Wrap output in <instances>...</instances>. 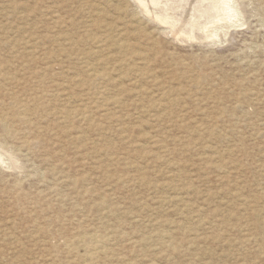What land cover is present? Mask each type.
<instances>
[{
	"label": "rangeland",
	"instance_id": "rangeland-1",
	"mask_svg": "<svg viewBox=\"0 0 264 264\" xmlns=\"http://www.w3.org/2000/svg\"><path fill=\"white\" fill-rule=\"evenodd\" d=\"M138 1L0 0V69L51 95L37 147L0 155V264H264V0H231L200 42ZM84 228L106 236L89 261Z\"/></svg>",
	"mask_w": 264,
	"mask_h": 264
},
{
	"label": "bare ground",
	"instance_id": "bare-ground-1",
	"mask_svg": "<svg viewBox=\"0 0 264 264\" xmlns=\"http://www.w3.org/2000/svg\"><path fill=\"white\" fill-rule=\"evenodd\" d=\"M138 1V0H137ZM138 6L139 7H142V12L143 14H145V16H149L151 18H153L154 20L158 21L157 23L160 24L162 23L163 24H166V28L168 27L167 25H169L168 27V30H169V33L171 34V36H177V37H184L186 40H190V41H198V40H201L203 38H210L212 37L214 34H215V29L216 27L220 26L221 24H224L223 26H226L228 27V23L225 24V21H228L230 20L231 17L234 16L235 14V10H233L231 8L232 6V3H231V0H139L138 2ZM146 7V8H144ZM93 8V6H92ZM91 8V10H92ZM97 8V6L95 7ZM99 8V7H98ZM90 10V8H88ZM87 9V11H88ZM83 10H86V9H83ZM90 12L88 11V13L91 14V11ZM95 10V9H94ZM98 10V9H97ZM96 11V10H95ZM101 11V10H100ZM94 12V11H93ZM98 12V11H96ZM87 13V12H85ZM95 14V13H93ZM237 14V13H236ZM99 15V14H98ZM88 16V15H87ZM95 16V15H94ZM144 16V15H143ZM89 17V16H88ZM99 17V16H98ZM148 17V18H149ZM95 18V17H94ZM93 18V19H94ZM150 18V20H152ZM90 19V17H89ZM99 19V18H98ZM97 19V20H98ZM153 20V21H154ZM96 26L98 27V25L96 24ZM165 26V25H164ZM222 26V25H221ZM164 28V27H163ZM91 30V29H90ZM223 30V29H222ZM217 32V31H216ZM184 39V40H185ZM104 38H101V39H94V43L97 45V47L99 48L103 43H104ZM200 42V41H198ZM96 49V48H95ZM104 51V50H103ZM99 52V51H98ZM97 53V52H96ZM106 53V52H105ZM104 53V55H105ZM32 54V52H31ZM94 56H95V52H93ZM100 55V53H98ZM101 56V55H100ZM99 56V57H100ZM96 58V57H95ZM97 58H98V55H97ZM105 58V57H104ZM103 59V58H102ZM49 60V59H48ZM105 60H108L105 59ZM110 60V59H109ZM47 61V60H46ZM13 62V61H12ZM15 62V61H14ZM47 62H50V61H47ZM106 62V61H105ZM47 64V63H45ZM10 65V64H9ZM101 65V64H99ZM103 65V64H102ZM105 65V64H104ZM47 66V65H46ZM13 68V67H12ZM15 68V67H14ZM61 68V67H60ZM90 71H89V75L90 77L93 78H96L97 80L100 79V78H104L103 74H101L100 72H98V70H94L96 68H92L90 67ZM62 69V68H61ZM7 70V69H5ZM47 70H48V66H47ZM65 70V69H64ZM113 70V69H112ZM16 71V70H15ZM58 71V70H57ZM67 71V70H65ZM48 72V71H47ZM53 72V71H52ZM11 73V72H10ZM9 73V74H10ZM14 73V72H13ZM33 73V72H32ZM66 73H69V72H66ZM118 73V72H117ZM8 74V72H5L3 71V69H0V155L2 154V151H5V152H10L12 153V158L13 159V162L14 164L16 163V158H17V155L16 153L14 152V150L18 153V154H22L21 156L23 157V154H27L30 152V149L33 147V146H36L39 144V134L40 132L37 131L39 129H36V126L33 127L32 131H29V129H31L30 125H32V122H31V115L34 114L33 112V108H32V104L36 105L35 107L36 108H39V107H42L40 106L42 103L40 102L41 98H43L45 95L47 96V93H48V90L46 89H39L41 90L40 92L42 93V96L39 97V95H36V90L33 91V92H30V93H20L18 92L17 90H15V86L17 87V82L16 80L13 81V76H10ZM12 74V73H11ZM16 74V73H15ZM37 74V73H36ZM47 74V73H46ZM45 74V75H46ZM18 75V74H17ZM16 75V77H17ZM53 75V74H52ZM106 75V74H104ZM72 76V75H71ZM70 76V77H71ZM118 76V75H117ZM116 76V77H117ZM40 77V76H39ZM57 77V76H56ZM75 77V76H74ZM111 78V77H110ZM121 78V76H120ZM39 79V78H38ZM77 80V79H76ZM92 80V79H91ZM96 80V81H97ZM110 79H108L109 81ZM37 81V80H36ZM60 81V80H59ZM67 81V80H66ZM75 81V80H74ZM73 81V82H74ZM95 81V80H94ZM103 81V80H102ZM106 81V82H108ZM19 82V81H18ZM43 82V81H42ZM47 82V80H46ZM53 82V81H52ZM64 82V81H63ZM68 82V81H67ZM71 82V81H70ZM71 82V83H73ZM78 83L80 81H77ZM114 82V81H112ZM111 82V85L113 84ZM22 82H20L21 84ZM38 83V81H37ZM45 83V81H44ZM75 83V82H74ZM77 83V85H78ZM96 83V82H95ZM19 84V83H18ZM48 85V83H46ZM50 84V83H49ZM65 84V82H64ZM63 83H60L56 86H58V88H61V90H63L62 92H64V90H66L65 86L63 87L64 85ZM67 84V83H66ZM110 84V82L108 83ZM119 84V83H118ZM14 85V86H13ZM54 85V84H53ZM52 85V86H53ZM68 85V84H67ZM75 86H77L76 84H74ZM73 85V86H74ZM117 85V84H115ZM42 86V85H41ZM61 86V87H59ZM71 86V85H70ZM85 86V85H84ZM21 87V86H20ZM40 87V86H39ZM45 88V85L43 86ZM55 87V86H53ZM51 87V89L53 88ZM104 87V86H103ZM49 88V87H47ZM71 88V87H70ZM74 88V87H73ZM77 88V87H76ZM32 89V88H31ZM50 89V90H51ZM54 89V88H53ZM80 89V88H79ZM33 90V89H32ZM37 90V91H39ZM59 90V89H58ZM60 90V91H61ZM69 90V89H68ZM67 90V91H68ZM72 90V89H71ZM83 90V89H82ZM82 90L81 92H78V93H81V94H84L82 93ZM88 90V89H86ZM79 91V90H78ZM85 91V90H84ZM101 91V89H100ZM26 92V91H25ZM38 92V93H40ZM55 92V91H53ZM72 92V91H71ZM87 92V91H86ZM99 92V91H98ZM65 93V92H64ZM63 93V94H64ZM69 93V92H68ZM76 93V92H75ZM77 93V94H78ZM100 93V92H99ZM30 94H33V95H30ZM60 95V93H58ZM76 94V95H77ZM29 95V96H28ZM41 95V94H40ZM68 95V94H67ZM66 95V96H67ZM70 95V94H69ZM73 95V94H72ZM71 95V96H72ZM75 95V94H74ZM79 95V94H78ZM88 95V94H87ZM24 96H28L26 98H24ZM51 96L49 95L48 93V97ZM85 96V95H84ZM89 96V95H88ZM59 97V96H58ZM77 97V96H76ZM80 97V96H79ZM83 97V96H82ZM47 98V97H46ZM54 98V96H53ZM65 98V97H64ZM77 99V98H76ZM78 100V99H77ZM68 101V100H66ZM72 101V100H71ZM76 101V100H75ZM79 101H80V98H79ZM83 101V100H81ZM93 102V101H92ZM48 103V102H47ZM50 103V102H49ZM56 103V102H55ZM85 103V102H84ZM46 104V103H45ZM51 104V103H50ZM68 104V103H67ZM43 105V104H42ZM48 105V104H47ZM57 105V104H56ZM60 105V104H59ZM70 105V104H68ZM94 105V104H93ZM51 106V105H50ZM64 106V104H63ZM75 106V105H74ZM46 107V106H45ZM69 107V106H67ZM50 108V107H49ZM83 108V107H82ZM46 109V108H45ZM71 109V108H70ZM91 109V108H90ZM81 111V110H80ZM88 111V110H87ZM86 111V112H87ZM91 111V110H90ZM78 112V111H76ZM37 113V112H36ZM44 113V112H43ZM47 113V112H46ZM53 113V112H52ZM74 116H75V112H73ZM80 115L84 113L83 112H78ZM90 113V112H89ZM92 113V112H91ZM60 114V112H59ZM53 115V114H52ZM77 115V114H76ZM91 115V114H89ZM36 116V115H35ZM45 116V115H44ZM50 116V115H49ZM79 116V115H78ZM86 116V115H85ZM37 117V116H36ZM63 117V116H62ZM76 117V116H75ZM74 117V118H75ZM81 117V116H80ZM79 117V118H80ZM87 117V116H86ZM40 118V116H39ZM78 118V117H76ZM75 118V119H76ZM58 119V118H57ZM62 119V118H61ZM69 119V118H68ZM87 119V118H86ZM44 120V119H43ZM77 122V119L75 120ZM85 121V120H84ZM87 121V120H86ZM48 122V121H47ZM66 122V121H65ZM71 122V121H70ZM79 122V120H78ZM61 123V122H60ZM63 123V122H62ZM61 123V124H62ZM19 125L21 126V128H24V129H18L19 127L16 126ZM50 124V123H49ZM57 125V124H56ZM59 126V125H58ZM64 126H67V125H64ZM80 126V125H79ZM90 126V125H89ZM42 128V127H41ZM45 128V126H44ZM64 128V127H63ZM66 128V127H65ZM74 128V127H72ZM75 128H78V127H75ZM91 128V127H90ZM43 129V128H42ZM52 129V128H51ZM68 129V127H67ZM66 129V131H67ZM87 129V128H86ZM25 130H27V132H25ZM60 130V128H59ZM41 131V130H40ZM45 131V130H44ZM63 131V130H62ZM77 131H79L77 129ZM48 132V131H47ZM56 132V131H55ZM52 133V134H56V133ZM64 132V131H63ZM62 132V133H63ZM50 133V134H51ZM67 133V132H65ZM70 133V132H69ZM74 133V132H73ZM79 133V132H77ZM68 134V133H67ZM67 134H64V135H67ZM75 134V133H74ZM21 135V137H23V139L21 141H19L20 143H18L19 145L16 147V148H11L7 143H6V140L7 139H10V138H15V137H19ZM79 135V134H78ZM57 136V135H56ZM61 138V137H59ZM57 138V139H59ZM68 138V137H67ZM79 138V137H78ZM41 139V138H40ZM53 140V139H52ZM81 141V139H79ZM78 141V140H77ZM10 143V142H9ZM72 143V142H71ZM50 144V143H48ZM52 144V143H51ZM77 144V143H76ZM61 146V145H60ZM74 146V145H73ZM77 146V145H75ZM62 147V146H61ZM41 149V148H39ZM43 149V147H42ZM33 150V149H32ZM37 148L35 149L34 152H36ZM39 151V150H38ZM43 151H46V150H43ZM51 151V150H50ZM151 152V151H150ZM38 153V152H37ZM149 153V152H148ZM152 153V152H151ZM32 154V153H31ZM145 155V153H144ZM149 155V154H148ZM25 156V155H24ZM54 157V156H53ZM7 159V158H6ZM56 159V158H54ZM42 160V159H41ZM57 160V159H56ZM3 161V160H2ZM48 161V159L45 160V162ZM51 162V160H49ZM18 162V161H17ZM27 162H29L27 160ZM80 162V161H79ZM32 163V162H31ZM62 163V162H61ZM26 165V162L24 163ZM49 165V163H47ZM51 164V163H50ZM75 164V163H74ZM43 165H46V164H43ZM59 165V164H58ZM57 165V166H58ZM61 165V164H60ZM71 165V164H70ZM84 165V164H83ZM47 166V165H46ZM65 166V165H64ZM72 166V165H71ZM76 166V165H74ZM80 166V165H78ZM128 166V165H127ZM52 167V166H50ZM49 167V169H50ZM135 167V166H134ZM60 168V166H59ZM58 168V169H59ZM72 168V167H71ZM81 168V167H80ZM130 168V167H129ZM137 168V167H136ZM57 169V168H56ZM55 169V170H56ZM72 169H75L72 168ZM132 169V168H131ZM78 170V168H77ZM133 170V169H132ZM39 171V170H38ZM71 171V170H69ZM79 171V170H78ZM76 171V172H78ZM56 171H54L55 173ZM75 172V173H76ZM72 173V172H71ZM58 174V173H57ZM61 174V173H60ZM58 174V175H60ZM44 175V174H43ZM56 175V174H55ZM72 175V174H71ZM77 175V174H76ZM42 176V175H41ZM69 176V175H68ZM39 177V176H37ZM63 177V176H62ZM43 178V176H42ZM71 178V177H70ZM74 178V177H73ZM72 179V178H71ZM79 179V178H78ZM77 178L76 179H72L71 180V183L76 186L77 184L78 185H81V180H78ZM117 179V178H116ZM113 180V179H112ZM117 180H120L119 178ZM121 180H123L121 178ZM17 181V180H16ZM57 182V181H56ZM59 182V181H58ZM64 181H62V184H63ZM69 182V181H68ZM114 182V181H113ZM121 182V181H120ZM127 182V181H126ZM70 183V182H69ZM68 183V184H69ZM124 183V181L122 182ZM44 184V183H43ZM116 186V185H115ZM152 186V185H151ZM49 187V186H48ZM67 187V186H65ZM154 188V186H153ZM48 189V188H47ZM178 192V191H177ZM188 194V193H187ZM176 195V194H175ZM181 195V194H180ZM179 195V196H180ZM38 196V195H37ZM23 195L19 194L18 197H16V203L18 204L17 207L18 208H23L24 205H26L25 203H22V200H23ZM40 197V196H39ZM41 198V197H40ZM46 198V197H45ZM172 198V197H171ZM66 199V198H65ZM167 199V198H166ZM173 199V198H172ZM178 199V198H177ZM28 200V199H26ZM183 200V199H182ZM161 201V200H160ZM106 202L105 199L99 201L98 203V206L99 208L101 209V207H103L102 205H104ZM165 203V202H164ZM169 203V202H168ZM174 203V202H173ZM172 204V203H171ZM170 204V205H171ZM161 206V204H159ZM180 206V205H179ZM163 207V206H162ZM168 208V207H167ZM191 209V208H190ZM97 210V209H96ZM144 210V209H143ZM116 211V210H115ZM145 211V210H144ZM176 211V210H175ZM187 212V210H186ZM200 212V211H199ZM180 214V213H179ZM183 215V212L181 213ZM146 216V215H144ZM181 216V215H180ZM141 217V216H140ZM134 218V216H133ZM193 218V217H192ZM100 219V218H99ZM136 219V218H135ZM139 219V218H138ZM189 219V218H188ZM197 219V217L195 218ZM98 220V219H97ZM199 220V219H198ZM197 220V221H198ZM138 221V220H137ZM136 221V222H137ZM157 222V221H156ZM161 222V221H160ZM162 223V222H161ZM160 223V224H161ZM143 224V223H142ZM158 224V223H157ZM156 224V225H157ZM205 224V223H204ZM105 225V224H104ZM153 225V224H152ZM171 225V224H170ZM180 225V224H179ZM96 226V225H95ZM99 226V225H98ZM109 226V225H108ZM159 226V225H158ZM182 226V224H181ZM180 226V227H181ZM163 227V226H162ZM179 227V226H178ZM100 228V227H99ZM170 228V227H169ZM174 228V227H173ZM92 229V228H91ZM102 230V229H101ZM78 231V230H77ZM76 232V231H75ZM103 232V231H102ZM77 233V232H76ZM164 233V232H163ZM82 234V235H81ZM165 234V233H164ZM59 236V237H56ZM63 234L61 232H56L55 235L53 234V237L56 239V238H59V239H62L63 241L65 242H68V247L70 246H74V244L76 243L75 239H79L77 241V243L79 241H83V242H86L88 245L90 244V248L87 252V257L84 258L85 261H89V260H92V259H95L96 255L93 253L95 247L98 245V244H101L104 242L105 240V237L104 236L105 234L99 232V230L97 229H92V230H89V229H83L82 232L80 233V235H78L77 237H75V239H70V242L69 240H65L66 238H62ZM110 235V234H109ZM111 238H112V235H110ZM169 236V235H167ZM116 237V235L114 236ZM35 238V237H34ZM53 238V239H54ZM118 238V237H117ZM115 238V239H117ZM162 238H165V235H162ZM49 239V238H48ZM54 239V240H55ZM108 241V239H106ZM172 241V240H171ZM113 242V241H111ZM57 243V242H56ZM76 243V244H77ZM81 243V242H80ZM109 243V242H108ZM56 246V245H55ZM58 246V245H57ZM80 247V246H79ZM103 249V248H101ZM87 251V250H86ZM102 253V252H101ZM72 255V253H71ZM99 256V254H98ZM84 262V261H83ZM85 264V263H84Z\"/></svg>",
	"mask_w": 264,
	"mask_h": 264
}]
</instances>
